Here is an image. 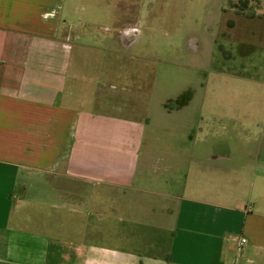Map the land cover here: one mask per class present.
<instances>
[{"label": "crops", "instance_id": "crops-1", "mask_svg": "<svg viewBox=\"0 0 264 264\" xmlns=\"http://www.w3.org/2000/svg\"><path fill=\"white\" fill-rule=\"evenodd\" d=\"M102 1L0 0V264H264V145L199 44L147 83L67 37Z\"/></svg>", "mask_w": 264, "mask_h": 264}, {"label": "rangeland", "instance_id": "rangeland-1", "mask_svg": "<svg viewBox=\"0 0 264 264\" xmlns=\"http://www.w3.org/2000/svg\"><path fill=\"white\" fill-rule=\"evenodd\" d=\"M69 3L73 8L75 0ZM95 9L100 17L67 25V37L79 43L80 33L119 35L121 55L104 60L130 67L134 81L147 83L149 66L199 44L202 70L232 96L227 112L244 117L248 147L264 145V0H104Z\"/></svg>", "mask_w": 264, "mask_h": 264}, {"label": "built area", "instance_id": "built-area-1", "mask_svg": "<svg viewBox=\"0 0 264 264\" xmlns=\"http://www.w3.org/2000/svg\"><path fill=\"white\" fill-rule=\"evenodd\" d=\"M246 241L244 239H241L240 243L244 244Z\"/></svg>", "mask_w": 264, "mask_h": 264}]
</instances>
